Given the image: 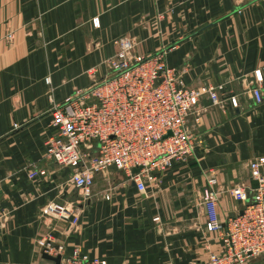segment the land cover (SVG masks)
Returning a JSON list of instances; mask_svg holds the SVG:
<instances>
[{"label": "crops", "instance_id": "crops-1", "mask_svg": "<svg viewBox=\"0 0 264 264\" xmlns=\"http://www.w3.org/2000/svg\"><path fill=\"white\" fill-rule=\"evenodd\" d=\"M119 36L137 54L164 50L188 86L222 84L218 93L238 102L224 112L202 96L203 146L145 192L110 166L83 198L70 169L45 157L44 141L56 132L50 108L110 74ZM257 68L259 102L249 90ZM259 155L264 0H0V264H52L40 249L49 236L106 264H199L221 246L201 202L208 177H216L223 221L240 210L230 189L250 179L248 162ZM34 169L44 173L29 177ZM51 203L77 210L75 225L47 210Z\"/></svg>", "mask_w": 264, "mask_h": 264}, {"label": "built area", "instance_id": "built-area-1", "mask_svg": "<svg viewBox=\"0 0 264 264\" xmlns=\"http://www.w3.org/2000/svg\"><path fill=\"white\" fill-rule=\"evenodd\" d=\"M115 43L118 50L108 59L110 74L50 108V124L56 132L44 141L45 157L70 169L68 181L83 198L90 195L95 173L112 164L145 192L147 184L155 183L174 161L193 156L196 148L203 146L197 120L208 106L200 103L202 96L224 112L238 102L236 95L218 93L222 84L188 86L182 73L166 62L164 50L137 54L128 36H119ZM44 79L48 83L50 76ZM254 80L257 83L252 82L249 90L259 102L260 68L254 70ZM194 112L196 116L191 119ZM248 167L250 179L257 184L252 186L249 179L231 187L242 206L223 221L217 208L214 174L202 188L207 230L219 233L221 246L199 264H264V155L249 160ZM37 173L44 170L34 169L28 176ZM104 196L109 198V193ZM47 210L56 212L69 226L77 222L78 212L73 208L51 203ZM40 249L50 255L60 254L59 264H106L105 259L91 257L78 248L67 253L65 245L54 242L51 236Z\"/></svg>", "mask_w": 264, "mask_h": 264}, {"label": "water", "instance_id": "water-1", "mask_svg": "<svg viewBox=\"0 0 264 264\" xmlns=\"http://www.w3.org/2000/svg\"><path fill=\"white\" fill-rule=\"evenodd\" d=\"M111 167L116 168V166L114 164H112ZM136 170H137V168H133V171H136ZM250 183H251L252 186H256L257 181L255 179H251ZM70 218H71V216H70ZM41 254H42L43 258L50 259V260L54 261L55 264H59L60 263V258H61L60 254L50 255V254H48V253H46L44 251H41Z\"/></svg>", "mask_w": 264, "mask_h": 264}, {"label": "rangeland", "instance_id": "rangeland-1", "mask_svg": "<svg viewBox=\"0 0 264 264\" xmlns=\"http://www.w3.org/2000/svg\"><path fill=\"white\" fill-rule=\"evenodd\" d=\"M123 173V172H122Z\"/></svg>", "mask_w": 264, "mask_h": 264}]
</instances>
